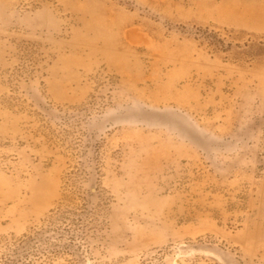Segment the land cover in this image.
Listing matches in <instances>:
<instances>
[{"label":"rangeland","instance_id":"374dc122","mask_svg":"<svg viewBox=\"0 0 264 264\" xmlns=\"http://www.w3.org/2000/svg\"><path fill=\"white\" fill-rule=\"evenodd\" d=\"M65 1L0 0V264H74L70 243L85 264H264V124L237 123L227 69L201 82L226 101H190L194 76L174 82L170 56L180 38L186 54L190 40L228 66L262 62L264 33L154 15L166 59L136 83L103 63L66 104L47 83L78 23ZM41 11L58 25L32 28Z\"/></svg>","mask_w":264,"mask_h":264},{"label":"crops","instance_id":"0c3cea01","mask_svg":"<svg viewBox=\"0 0 264 264\" xmlns=\"http://www.w3.org/2000/svg\"><path fill=\"white\" fill-rule=\"evenodd\" d=\"M130 1L153 15L127 10L116 0L65 1L67 8L77 15L78 23L69 39L54 42L59 54L50 68L47 83L58 102H82L90 92L85 76L103 63L114 68L128 82L136 83L139 78L136 72L143 68L147 57L154 62L166 59L163 27L154 20V15L163 19L188 20L198 25L215 23L247 34L264 33V0H192L193 4L188 8L181 0ZM37 14L26 18L32 28L59 23L48 11ZM185 43L179 38L170 56L176 67L174 82L187 74L189 78L194 76L195 80L189 82V100L199 103L226 101L228 95L221 86H214L216 89L204 96L201 82L227 69L236 83L237 123L264 124V54L262 62L228 66L199 52L190 40V50L186 54ZM183 93L186 94L180 90L178 98Z\"/></svg>","mask_w":264,"mask_h":264},{"label":"trees","instance_id":"16d2710c","mask_svg":"<svg viewBox=\"0 0 264 264\" xmlns=\"http://www.w3.org/2000/svg\"><path fill=\"white\" fill-rule=\"evenodd\" d=\"M73 246H74V248H73ZM75 247H77V248H75ZM79 247L81 248V246H76L75 244L72 245V243L66 244V248L69 249V251H70L69 253H72V254L76 255V257H77V258H73L71 262L74 264H85V262H83L82 258L77 256V253L75 254V252L78 251L77 249H79Z\"/></svg>","mask_w":264,"mask_h":264}]
</instances>
